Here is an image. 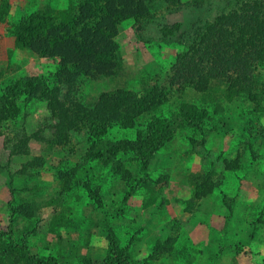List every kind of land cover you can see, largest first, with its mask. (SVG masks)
Here are the masks:
<instances>
[{"label": "rangeland", "instance_id": "1", "mask_svg": "<svg viewBox=\"0 0 264 264\" xmlns=\"http://www.w3.org/2000/svg\"><path fill=\"white\" fill-rule=\"evenodd\" d=\"M248 1L0 0V96L56 72L81 81L87 105L113 108L107 94L129 92L153 104L98 139L72 132L52 144L44 101L20 92L18 110L0 122V232L13 234L0 235V264H24L12 247L21 239L30 254L67 264H111L113 247L132 264H264V64L263 86L247 93L167 81L207 21ZM30 16L51 19L55 35L23 46ZM192 107L205 112L199 126L183 121ZM152 117L170 131L143 178L130 143ZM17 132L26 140L11 151Z\"/></svg>", "mask_w": 264, "mask_h": 264}, {"label": "trees", "instance_id": "2", "mask_svg": "<svg viewBox=\"0 0 264 264\" xmlns=\"http://www.w3.org/2000/svg\"><path fill=\"white\" fill-rule=\"evenodd\" d=\"M260 9H264V0H252L244 3L235 11L218 15L207 21V25L199 32L197 41L176 54L174 61L167 69V81L180 87L192 86L198 90L199 86L207 81L222 82L233 91L240 93L261 89L263 83L257 70L264 64V27L259 26L264 25V16L260 19L256 12ZM195 22V20L192 21V23ZM52 23L51 19L30 16L21 28L22 34L25 35L23 46H28L29 39L36 37L34 35L51 36L53 34L54 36ZM172 27H163L162 31L164 34H166L165 31L171 34L179 28L177 23ZM80 84H82L81 81L72 77L62 78L56 72L46 76L25 77L22 79V91L19 93L12 91L17 87L15 83V87L9 90L10 93L5 92L0 96V122L2 118L6 120L12 117L18 110L15 102L19 99L21 92L29 100L44 101L48 112L45 119L49 120L47 127L54 128L52 131L54 138L48 137L52 144L63 143L72 132H82L86 141L89 142L91 138L98 139L105 133L111 121L130 124L132 118L145 105L153 107L150 99L139 100L132 92L122 96L117 93V97L120 96L118 99L112 93H108L107 97L111 96L117 101L113 108L106 107V103L103 106L100 104L87 105L78 97ZM153 92L144 93V96H154L156 92ZM122 97L124 99H121ZM2 103L7 105V109L1 107ZM204 118L205 112L200 108L192 107L190 111L183 113V121L189 127L199 126ZM169 128L167 119L152 117L144 123L143 128L136 131L134 140L130 143V149L143 178L147 176L149 159L168 138ZM20 133L17 132L16 142L10 147L11 151L13 148L17 149L24 145L26 139ZM143 178L141 177L140 181H144ZM81 184L88 193L94 196L95 192L91 190L87 181ZM137 186L138 184H135V187ZM1 234L9 236L8 238L12 240L13 234L10 231H1ZM12 247L17 250L24 264H67L55 257L39 258L35 254H30L22 239L20 243L13 242ZM106 262L132 264L116 247L111 249Z\"/></svg>", "mask_w": 264, "mask_h": 264}]
</instances>
